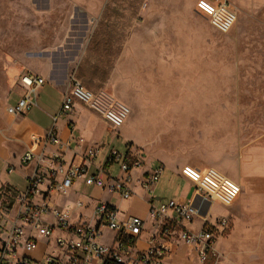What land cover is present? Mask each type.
Here are the masks:
<instances>
[{
  "label": "rangeland",
  "instance_id": "1",
  "mask_svg": "<svg viewBox=\"0 0 264 264\" xmlns=\"http://www.w3.org/2000/svg\"><path fill=\"white\" fill-rule=\"evenodd\" d=\"M195 1L0 0V107L5 78L23 69L66 73L68 81L78 63L107 69L104 80L88 78L92 88H106L130 115L118 128L92 111L81 119L120 151L212 166L237 181L236 200L212 206L213 216L229 222L215 264H264V0H228L236 20L227 32L214 28ZM95 30L99 53L86 50ZM163 164L154 197L167 202L182 181ZM117 172L113 163L110 174ZM16 186L24 192L26 183ZM80 209L72 219L91 220V211ZM57 234L45 240L46 253L53 254Z\"/></svg>",
  "mask_w": 264,
  "mask_h": 264
},
{
  "label": "built area",
  "instance_id": "2",
  "mask_svg": "<svg viewBox=\"0 0 264 264\" xmlns=\"http://www.w3.org/2000/svg\"><path fill=\"white\" fill-rule=\"evenodd\" d=\"M195 8L207 15L211 25L220 32H227L236 20V10L228 0H196ZM16 80L19 85L18 99L15 104L6 106V111L12 115L23 114L38 106V93L45 83L43 76L25 69L19 71ZM75 101L101 115L112 128L120 127L129 114V108L116 101L106 88L90 89L72 75L57 114L51 115L53 122L59 114L66 113ZM42 143L43 146H58V151L48 156V173L53 178L48 180L46 188H39L46 176L39 164L43 154L27 149L20 156L21 164L27 165L33 158H36V164L27 176L25 191L16 193L15 198L10 200L6 190L0 189V264H168L164 258L171 251V236L190 246L201 262L205 261L207 251H210L214 256L213 264L216 263L219 255L217 236L227 228L228 220L219 216L208 223L211 205L214 202L231 205L241 190L237 181L212 166L200 169L183 165L180 174L193 184V197L187 202L169 199L159 203H154L151 198L147 214L153 221H160L161 234L165 238L158 239L153 234L148 240V247L135 252L132 244L141 233L144 224L141 217L129 215L124 221H119L117 209L99 201L91 208L92 223L82 219L80 214L72 219L73 209L87 207V203L76 199L73 209L63 210L53 198L56 195L67 196L76 179H81L85 185L116 194L120 199L132 196V183L151 195L163 165L159 163L150 167L133 180L132 170L144 164L141 151L135 153L130 148L120 151L110 146L106 138L87 143L78 135L62 141L54 127L47 130ZM65 148L71 150L72 158L64 168L61 151ZM100 156L101 163L97 164ZM75 158L77 163H74ZM113 163L118 165L116 175L110 174ZM58 173L61 178H54ZM36 195H40L39 201H34ZM195 218L203 221V226L197 231L186 227ZM103 227L116 231L117 239L113 244L105 245L98 241ZM54 230L62 233L52 240L54 253L32 258L28 253L35 246L37 235L45 237L49 243L48 237Z\"/></svg>",
  "mask_w": 264,
  "mask_h": 264
},
{
  "label": "crops",
  "instance_id": "3",
  "mask_svg": "<svg viewBox=\"0 0 264 264\" xmlns=\"http://www.w3.org/2000/svg\"><path fill=\"white\" fill-rule=\"evenodd\" d=\"M96 31V30H95ZM94 32V31H93ZM92 32V33H93ZM92 35V34H91ZM91 37V36H90ZM90 40V38H89ZM88 40V42H89ZM87 42V44H88ZM86 50L92 51L87 49ZM96 53V52H95ZM80 64V63H78ZM77 64V66H78ZM82 64V63H81ZM92 65V64H91ZM76 66V67H77ZM88 66V65H85ZM18 74V73H17ZM17 74L14 76H9L4 80V86L8 87L7 93L3 99L2 107H0V189H5L8 194L7 199L13 200L15 198L17 191L16 184L20 181L26 183L27 176L32 172L34 165L36 164V158H33L27 165H23L20 162V156L27 149H31L34 153H42V159L40 160L41 169L45 172V177L43 182L39 185L40 189H45L48 180H51L53 176L48 173V156L52 155L54 152L58 151L57 145H45L43 146L42 140L44 139L47 130L54 127L57 136L65 141L70 136H82L87 143L98 142L105 139L104 136H95V125L89 119H81V115L87 113L89 110L85 106L75 102L69 107L66 113L59 114L55 122H53L51 115H55L60 107L63 93L67 90L69 81L66 73L56 75L52 70L44 73L45 83L41 87L38 93L37 103L38 106H33L25 113L20 115H12L6 111V106L10 105V101H17L19 85L17 84ZM75 75V74H74ZM42 76V75H41ZM81 80V79H80ZM82 81V80H81ZM87 87V86H86ZM90 89L96 90L98 88L88 87ZM93 112V111H92ZM130 113V110H129ZM98 115V114H97ZM130 114H128L129 116ZM99 116V115H98ZM127 119V118H126ZM106 123L107 121L103 119ZM126 121V120H125ZM124 121V123H125ZM108 123V122H107ZM123 123V124H124ZM122 124V125H123ZM121 125V126H122ZM112 133L109 131V136ZM62 150V149H60ZM144 157V164L141 168L135 169L138 172L134 175V170H132L133 180L139 176L140 173L145 172L157 164L167 163L174 167V175L177 176L181 181V185L177 186V194L172 196L170 199H177L181 202H187L193 197L194 188L193 184L180 174V168L188 163L181 164L182 162L165 160L160 161L151 157L146 156L145 152L141 150ZM62 159L64 160L63 167L71 162V150L65 148L61 151ZM147 158H151L152 162L147 163ZM78 159H74V163H77ZM191 165V164H188ZM193 166V165H192ZM196 167V166H194ZM199 168V167H197ZM205 168V167H203ZM10 169V171H9ZM202 169V168H200ZM8 173V174H6ZM56 179L61 178V174L55 175ZM160 179V178H159ZM159 181V180H158ZM133 194L128 199H120L116 194L107 193L97 187H90L81 182V179H76L69 191L74 197L73 200H66L65 203H59L56 199L57 195L54 196V202L58 204L63 210H69L68 206L73 205V201L80 199L87 203V207H72L73 211L80 209L81 212L84 209H89L91 211L92 206L95 202L103 201L109 203L117 209V219L119 221H124L129 215L139 216L144 220V224L141 229V233L138 237L133 240V251H143L148 247V240L151 235H155L158 239L165 238L161 234V223L160 221H153L149 218L147 214L148 202L151 200L154 203H159L163 200H159L154 197V193L158 190V182L153 186V192L151 195L145 193L138 185L131 184ZM69 194L67 196H69ZM65 196V197H67ZM12 198V199H11ZM40 195L34 197V201H39ZM217 203L214 202L211 205L210 215L208 217V223L214 222L219 216L228 217L223 215H212V206ZM219 204V203H217ZM221 205V204H219ZM223 206V205H221ZM229 207V206H224ZM136 208H141V214L134 212ZM81 215V214H80ZM92 223V220H88ZM203 226V221L199 218H195L192 222L187 223L186 227L190 230L197 231ZM229 228V222L226 229ZM226 229L217 236L216 248L218 249V244L222 243V235L226 232ZM111 235L109 238L105 239L104 235ZM62 234L58 231V234ZM117 239V233L107 227L101 228V235L98 237V241L105 245H111ZM171 251L169 256H166L164 260L168 264H213L214 256L210 251H207V257L204 262H201L195 251L188 245L184 244L182 241L174 236L169 238ZM46 238L41 235H37L36 244L33 249L28 253L32 258H39L44 253L48 252V247L45 242ZM219 251V250H218ZM54 253V249L50 251ZM98 264V263H95ZM144 264V263H141Z\"/></svg>",
  "mask_w": 264,
  "mask_h": 264
},
{
  "label": "trees",
  "instance_id": "4",
  "mask_svg": "<svg viewBox=\"0 0 264 264\" xmlns=\"http://www.w3.org/2000/svg\"><path fill=\"white\" fill-rule=\"evenodd\" d=\"M100 34L98 31H94L90 37V40L87 44V49L92 50L96 53L101 52L100 46L103 42L100 40ZM108 75V70L104 68L97 67L95 65L85 66L84 64H78L75 70V76L79 79H82L83 84L87 87H92L93 84L89 81L88 78H99L104 80ZM109 264V263H105Z\"/></svg>",
  "mask_w": 264,
  "mask_h": 264
},
{
  "label": "bare ground",
  "instance_id": "5",
  "mask_svg": "<svg viewBox=\"0 0 264 264\" xmlns=\"http://www.w3.org/2000/svg\"><path fill=\"white\" fill-rule=\"evenodd\" d=\"M144 24V23H143ZM144 31V30H143ZM135 34V33H134ZM140 35V34H139ZM144 39V38H143ZM120 61V60H119ZM188 89V88H187Z\"/></svg>",
  "mask_w": 264,
  "mask_h": 264
}]
</instances>
